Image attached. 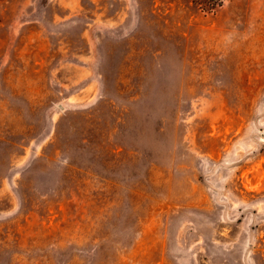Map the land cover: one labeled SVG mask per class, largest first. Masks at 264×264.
I'll use <instances>...</instances> for the list:
<instances>
[{
    "label": "rangeland",
    "instance_id": "obj_1",
    "mask_svg": "<svg viewBox=\"0 0 264 264\" xmlns=\"http://www.w3.org/2000/svg\"><path fill=\"white\" fill-rule=\"evenodd\" d=\"M0 264H264V0H0Z\"/></svg>",
    "mask_w": 264,
    "mask_h": 264
},
{
    "label": "trees",
    "instance_id": "obj_2",
    "mask_svg": "<svg viewBox=\"0 0 264 264\" xmlns=\"http://www.w3.org/2000/svg\"><path fill=\"white\" fill-rule=\"evenodd\" d=\"M203 12H212L222 4V0H187Z\"/></svg>",
    "mask_w": 264,
    "mask_h": 264
}]
</instances>
